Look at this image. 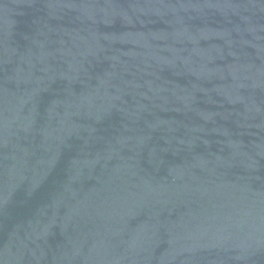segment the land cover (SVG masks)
<instances>
[{"label": "water", "instance_id": "obj_1", "mask_svg": "<svg viewBox=\"0 0 264 264\" xmlns=\"http://www.w3.org/2000/svg\"><path fill=\"white\" fill-rule=\"evenodd\" d=\"M0 264H264V0H0Z\"/></svg>", "mask_w": 264, "mask_h": 264}]
</instances>
